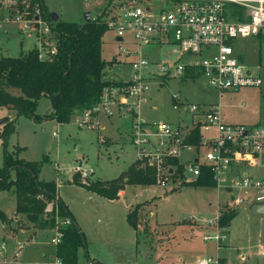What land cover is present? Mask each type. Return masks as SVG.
Here are the masks:
<instances>
[{
  "label": "rangeland",
  "instance_id": "1",
  "mask_svg": "<svg viewBox=\"0 0 264 264\" xmlns=\"http://www.w3.org/2000/svg\"><path fill=\"white\" fill-rule=\"evenodd\" d=\"M126 3V0H112L106 13L117 14ZM108 4L109 0H43L48 13L57 14L59 21L76 23L82 22L86 14H89V19L95 17ZM154 6L161 7L163 2L154 1ZM41 41L54 44L55 35L47 33L37 39L33 33H18L14 24H5L0 28V57H19L37 49ZM120 46L114 33L106 31L102 37L101 57L106 62L118 59L121 64L112 67L111 62L108 65L110 70H105V79L126 80L130 74L129 66L125 65L128 58ZM232 47L234 54L247 69L262 78L261 87L229 91L227 94L224 92L218 99L217 92L209 88L206 80L201 77L185 81L172 78L164 82L161 88L154 80L140 107V117L149 123L165 121L175 124L178 118L184 119L185 113L174 111L170 101L172 94H179L187 103L220 102L223 106L227 105L224 111L228 115L232 114V122L226 121L228 124L247 127L264 125V30L257 36L236 39ZM173 50V47H163L159 59H168L167 54ZM146 56L152 60L150 54ZM50 111L49 99L41 98L36 113L44 117ZM82 113L75 111L64 125L47 118L34 122L22 116L16 122L15 134L9 138V147L18 144L22 148L19 157L31 161L45 157L41 178L55 180L59 176V180L62 179L64 183L59 185L63 187L58 188L57 192L75 199V210L79 211L84 220L88 234L86 249H78L75 264H94L96 250L113 264H124L126 255L134 247V231L126 222L132 207L131 212L136 211L135 222L140 225L139 243L145 246L142 259L138 257L140 264H198L208 258L219 260L220 264L225 263L223 259L227 264H264V215L252 214L246 203L239 207L233 206V199L244 195L240 190L228 193L216 186H189L194 183L172 190L171 185L163 187L155 181L150 186L126 185L124 195L116 200L98 198L102 201L98 203L99 209L94 210L98 215H94L87 206H79L78 203L84 198L80 189L89 186L93 180L90 178L84 183L75 178L82 186L75 185V190L70 188L67 180H72V169L77 164L81 163L84 168L93 171V179L104 180L101 181L104 183L118 178L137 159L136 149L130 141L129 122L118 121L116 117L100 116L99 126L93 129L80 128L77 121ZM1 155L0 138V162ZM137 168L145 166L139 163ZM248 172L255 177H264V151L258 166ZM218 211L234 212L236 217L231 221L229 231L220 232L224 236L222 241H206L205 235L212 236L217 232L208 222L216 217ZM0 212L6 219L13 218L15 195L12 190L0 191ZM13 226L11 223L9 227ZM16 226L18 229L34 228L26 220H16ZM0 235V253H4L3 245L7 260H12L18 242L23 244L21 262L43 263L53 259L52 256L46 259L40 257L42 250L54 249L50 244L51 233L48 230L13 234L5 230L0 218Z\"/></svg>",
  "mask_w": 264,
  "mask_h": 264
},
{
  "label": "built area",
  "instance_id": "2",
  "mask_svg": "<svg viewBox=\"0 0 264 264\" xmlns=\"http://www.w3.org/2000/svg\"><path fill=\"white\" fill-rule=\"evenodd\" d=\"M126 1L128 4L104 21L129 59L130 74L125 81L104 87L99 99L81 114L78 126L93 129L99 126L100 116L129 122L137 161L153 170L159 186L171 185L173 190L193 183L206 168L216 187L228 193L244 192L233 199V206L263 204L264 177L252 176L248 170L258 165V157L264 151V125L228 124L218 104L187 103L179 94L170 97L172 109L184 112L185 116L175 124L149 123L140 117V107L152 81L156 80L161 88L172 78H183L187 70H194L219 94L261 87L262 78L247 69L234 54L232 44L238 38L257 36L264 30V0H158L163 2L161 7H152L157 0ZM42 6L43 0H0V28L14 24L18 33H33L37 39L47 33L54 35L55 22L44 17ZM54 45L55 42L41 41L39 57L55 53ZM163 45L174 48L167 56L175 59L149 60L145 50ZM72 172L84 183L93 175L81 163ZM44 212L55 213L50 244L57 247L70 220L57 215L55 201L48 202ZM221 214L218 211L214 220L208 222L217 232L205 235L204 240L224 239L220 232L227 229L219 226ZM21 249L18 244L12 260L0 264H62L57 256L43 263L21 262ZM198 264L220 263L208 258Z\"/></svg>",
  "mask_w": 264,
  "mask_h": 264
},
{
  "label": "trees",
  "instance_id": "3",
  "mask_svg": "<svg viewBox=\"0 0 264 264\" xmlns=\"http://www.w3.org/2000/svg\"><path fill=\"white\" fill-rule=\"evenodd\" d=\"M111 1L100 14L86 22L56 21L52 25L55 53L48 52L40 58L39 51L33 49L19 57H0V108L15 113L12 120L2 125L0 132V191L12 190L16 214L40 230L54 227L55 213L46 215L44 210L48 202L55 201L57 215L70 220L69 225L63 228L62 242L55 249L63 264L77 262L78 249L86 248L85 237L67 206L58 198L56 183L39 178L46 158L39 161L21 159L22 148L17 144L9 147V138L15 134V125L21 116L34 122L47 118L61 125L67 124L75 111L88 110L99 99L104 87L112 83L102 79L104 69L112 61L106 62L101 57L102 37L107 31L104 18ZM42 9L44 17L50 19L44 5ZM43 97L49 99L51 111L41 117L36 110ZM137 164L138 161L131 164L114 180L94 181L86 189L104 198L117 199L118 192L126 185L155 184L153 170L149 167L138 169ZM193 183L189 186H215L206 168H202V175ZM135 212L127 215V221L137 232ZM235 216L234 212L222 213L219 226L228 227ZM0 218L5 219L1 212ZM94 264L99 263L94 261Z\"/></svg>",
  "mask_w": 264,
  "mask_h": 264
},
{
  "label": "crops",
  "instance_id": "4",
  "mask_svg": "<svg viewBox=\"0 0 264 264\" xmlns=\"http://www.w3.org/2000/svg\"><path fill=\"white\" fill-rule=\"evenodd\" d=\"M57 15V14H56ZM111 15V14H110ZM109 14H107V16H110ZM50 17H51V13H50ZM57 17H58V15H57ZM59 20V18L57 19V21ZM56 22V21H55ZM108 31V30H107ZM117 40V39H116ZM119 40H117V42H118ZM130 47H132V45H129ZM163 47H170V46H166V45H163V46H154V47H151V49H149V51L146 53L147 55L148 54H150V56H152V60L151 61H153V62H157V61H160V59H159V56H160V54H161V49L163 48ZM37 50H38V48H37ZM145 51H147V50H145ZM168 57V56H167ZM167 59V58H166ZM168 59L169 60H171L172 58L171 57H168ZM129 60V59H128ZM165 60V59H164ZM121 64V62L118 60V59H113L112 60V67H115V66H117V65H120ZM125 65H127V66H129V61L127 62V63H125ZM108 67V66H107ZM105 68L104 69V72H103V76H102V79L104 80V81H111V82H119V81H125V80H123V79H105L104 78V75H105V70H107V69H109L110 70V68L108 67V68ZM129 68H130V66H129ZM130 73V72H129ZM129 76V75H128ZM198 77H200V76H198L197 75V73L194 71V70H187L186 72H185V74H184V77L182 78V81H185V80H187V79H191V80H194V79H196V78H198ZM226 94H227V92H225ZM218 94V99L220 98V96L222 95V93L221 94H219V93H217ZM171 97V96H170ZM197 104H201V105H212V104H218L219 106H220V110H221V114H222V117H223V120L226 122V121H229V122H232V120L230 119L231 118V115L232 114H227V112L226 111H224V107L225 108H227L228 106L227 105H222L220 102H218V103H216V102H213V103H207V104H205V102L204 103H197ZM180 113H182V112H180ZM14 112H12V111H10V110H8V109H5V108H0V119L1 118H4V117H8L9 118V121L10 120H12L13 118H14ZM22 117V116H21ZM20 118V117H19ZM18 118V119H19ZM17 119V120H18ZM31 119V118H30ZM117 119V118H116ZM118 121H125V120H121V119H117ZM180 120V118H178V121ZM177 121V122H178ZM126 123H127V121H126ZM227 123V122H226ZM233 125H235V124H233ZM1 127H2V125H0ZM118 126L119 125H117V131H118ZM108 138H110V137H108ZM18 145V144H17ZM19 146V145H18ZM20 147V146H19ZM22 152V151H21ZM20 155V154H19ZM261 155V154H260ZM260 155H259V157H258V162H259V158H260ZM21 158V157H20ZM21 159H23V160H26V159H24V158H21ZM181 160H183V156H182V158H181ZM26 161H31V160H26ZM34 161H37V160H34ZM137 161V159L135 160V162ZM134 162V163H135ZM140 162L138 161V164H139ZM133 164V163H132ZM130 166V165H129ZM128 166V167H129ZM258 166V165H257ZM256 166V167H257ZM127 167V168H128ZM42 170V169H41ZM127 170V169H126ZM125 170V171H126ZM124 171V172H125ZM94 173V172H93ZM39 178L41 179V180H44L43 178H41V173H40V175H39ZM72 180H67V183L70 185L69 187L70 188H73L74 190H75V185H79V186H82L81 185V183H79V181H77L75 178H78L79 179V177L77 176V175H73V173H72ZM116 179V178H115ZM76 180V181H75ZM93 180V181H92ZM112 180H114V179H112ZM45 181H54L56 184H57V189L59 188H62L61 186L59 187V185H62L63 183H64V181L62 180V179H60L59 180V176H56V178H55V180H45ZM91 181L92 182H94V181H100V179H93V175H92V177H91ZM101 181H104V180H101ZM106 181H111V180H106ZM85 187V186H84ZM125 187V186H124ZM81 190V192H82V194H83V196H84V198L82 199V201L81 202H79L78 203V205L79 206H82V207H84V206H87L91 211H92V213H94V210H98L99 209V202H102V201H99V199L98 198H103V199H106V198H104V197H101V196H99V195H97V194H95V193H93V192H91V191H89L88 189H86V188H84V189H80ZM84 190V191H83ZM59 193H60V191H59ZM58 192H57V195H58V198L67 206V209H68V211L70 212V214H71V216H72V218L74 219V221H75V223L78 225V227L80 228V230H81V232L83 233V235H84V237H85V241H87L86 240V238H88V234H87V230H85V222H84V220L82 219V217H81V215L79 214V211H76L75 210V199L74 198H72V197H69V196H67L65 193H62V194H59ZM124 195V188L121 190V191H119V193H118V197H117V199H119L120 198V196H123ZM166 195H168V194H166ZM108 200V199H107ZM116 200V199H115ZM112 201V200H111ZM250 207V206H249ZM132 209H133V207H132ZM131 209V210H132ZM131 210L129 211V213H131ZM128 213V214H129ZM127 214V215H128ZM94 215H98V213H94ZM236 217V216H235ZM234 217V218H235ZM233 218V219H234ZM232 219V220H233ZM2 220V224H3V226H4V228H5V230L6 231H9V232H11V233H13V234H16V233H19V232H21V233H25V232H28V231H33V230H36V231H50V233H51V229H46V230H40V229H38V228H36V227H34V228H30V229H18L17 228V226H16V220H18V221H20V220H25L22 216H20V215H18V214H16V199H15V212H14V216H13V218L10 220V219H1ZM214 220V219H213ZM126 222L128 223V221H127V216H126ZM11 223L14 225L13 226V228L12 227H9L10 225H11ZM136 223H137V221H136ZM231 223V222H230ZM230 223H229V225H228V227H226V229L229 231V227H230ZM129 224V223H128ZM130 226V225H129ZM131 227V226H130ZM132 228V227H131ZM140 228V225L137 223V232L132 228V230L134 231V239H133V245H134V247H133V250H131V253L130 254H128V255H126V260L124 261V264H140V262H139V260H138V257H140L141 259H142V257H141V255H143V253H145V246L144 245H142V246H140V243H139V229ZM226 230V231H227ZM51 236H52V233H51ZM0 237H2L1 235H0ZM18 244H20V245H23L22 243H17L16 244V251L18 250ZM87 244V243H86ZM2 247V250H3V252L4 253H0V263H4V262H10L11 260H7V258H6V256H5V251H4V249H3V245L1 246ZM54 247V246H53ZM226 247H228V245H226ZM23 248V247H22ZM55 249H56V247H54V249H53V251H44V250H42L41 252H40V257H42L41 259H46V258H48V257H50V256H52V258L54 257V256H56V254H55ZM83 250H84V248H82ZM86 249V248H85ZM22 250V249H21ZM21 250H20V252H21ZM93 252V251H92ZM78 255V254H77ZM94 256H95V259H94V261L96 262V263H99V264H111L112 262L110 261V260H108L107 258H104L101 254H100V252L98 251V250H96L95 252H94ZM220 260H222V259H220ZM223 261L225 262L224 264H227L226 263V260L225 259H223ZM63 264V263H62ZM113 264V263H112ZM141 264H144V262H142Z\"/></svg>",
  "mask_w": 264,
  "mask_h": 264
},
{
  "label": "water",
  "instance_id": "5",
  "mask_svg": "<svg viewBox=\"0 0 264 264\" xmlns=\"http://www.w3.org/2000/svg\"><path fill=\"white\" fill-rule=\"evenodd\" d=\"M89 14H86V18H84L83 21H88L89 20ZM58 17L55 13H51V20L52 21H57ZM9 121L8 117H4L0 119V125H4L5 123H7ZM249 211L252 214H256V215H264V203L263 204H253L249 207Z\"/></svg>",
  "mask_w": 264,
  "mask_h": 264
}]
</instances>
